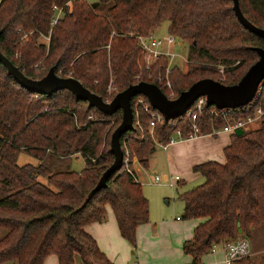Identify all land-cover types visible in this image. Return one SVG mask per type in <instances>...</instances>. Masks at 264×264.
<instances>
[{"label": "trees", "instance_id": "trees-1", "mask_svg": "<svg viewBox=\"0 0 264 264\" xmlns=\"http://www.w3.org/2000/svg\"><path fill=\"white\" fill-rule=\"evenodd\" d=\"M238 1L247 19L264 28V0ZM54 6L61 11L52 25ZM163 21L167 32L188 45V69L177 63L170 73L176 96L205 77L237 82L258 59L255 47L264 48V38L236 17L233 0H0V50L30 78H41L53 67L104 97L111 80L116 92L142 80L156 83L166 59L147 72L140 66L137 36ZM45 36L49 39L41 41ZM211 108L205 106L200 116L202 133L225 124L211 116ZM121 118V109L107 115L68 89L51 96L30 92L0 62V228L5 230L0 264H42L49 254L57 255L59 264H76V256L82 264H114L85 229L103 221L107 207L122 237L136 246L137 227L149 221V201L139 180L122 167L86 202L114 160L110 134ZM149 119L141 114L142 130L134 120L133 130L121 136L132 163L136 157L147 165L156 141L166 142L175 128L190 131L183 114L158 121L153 138ZM223 152L224 162L194 165L203 181L178 193L183 218L199 220L193 238L183 243L193 264H201L214 244L248 237L264 223V118L250 130L230 134ZM21 154L36 161L19 164ZM76 155L84 158L79 171L71 167ZM229 264H264V252L260 262L242 256Z\"/></svg>", "mask_w": 264, "mask_h": 264}, {"label": "water", "instance_id": "water-1", "mask_svg": "<svg viewBox=\"0 0 264 264\" xmlns=\"http://www.w3.org/2000/svg\"><path fill=\"white\" fill-rule=\"evenodd\" d=\"M97 5V2L92 3L93 7ZM233 10L240 23L247 30L264 38V28L247 19L240 8L238 0H233ZM255 50L258 59L233 84H225L219 80L205 77L193 82L175 98H169L156 83L142 80L117 92L110 102H106L102 96L89 90L79 79L72 76L58 75L53 67L43 77L33 79L26 76L1 50L0 62L6 67L8 74L30 92L51 96L58 90L68 89L77 100H85L88 102L89 107H95L107 115H112L119 109L122 110L121 121L110 137V150L114 155V160L103 171L95 186L90 190L86 199L87 202L98 190L107 187L110 176L123 166L124 152L121 145V136L134 128V115L131 106V100L134 96L138 94L146 96L151 106L157 109L166 121L183 115L194 101L201 96L206 97L208 106L215 105L218 108L243 106L252 100L259 83L264 79V48L255 47ZM242 132V129L235 131L236 134ZM238 232L241 233L239 222Z\"/></svg>", "mask_w": 264, "mask_h": 264}, {"label": "crops", "instance_id": "crops-1", "mask_svg": "<svg viewBox=\"0 0 264 264\" xmlns=\"http://www.w3.org/2000/svg\"><path fill=\"white\" fill-rule=\"evenodd\" d=\"M230 143V134L221 133L218 136L203 135L198 138L180 141L170 145L165 150L166 160L175 168V175L179 176L176 182L190 180L193 166L208 160L224 162L223 149ZM133 165V164H132ZM138 179L137 171L134 170ZM167 176V175H165ZM152 180V177L149 179ZM148 182V181H147ZM153 194L154 198L161 199V195ZM149 221L141 224L136 230V246L133 248L122 237L117 226L114 213L107 207L106 217L101 222L85 225V229L97 241L99 248L114 264H193L192 256L183 251V243L193 238L194 230L199 220L178 218H163V212H156L155 218L151 217L149 195ZM158 203V202H157ZM167 204L169 201L167 200ZM184 208V206H183ZM183 212V209H181ZM162 211V210H160ZM247 239L251 252H264V223L251 229L248 237L240 236L238 239ZM225 251L218 248L202 257L201 264H226ZM76 264H82L78 256ZM1 264H16L5 262ZM42 264H59L58 256L49 254Z\"/></svg>", "mask_w": 264, "mask_h": 264}, {"label": "built area", "instance_id": "built-area-1", "mask_svg": "<svg viewBox=\"0 0 264 264\" xmlns=\"http://www.w3.org/2000/svg\"><path fill=\"white\" fill-rule=\"evenodd\" d=\"M86 1L92 2L94 0ZM54 8L58 11L56 13V16L52 19V25L57 22L61 11V9L56 6H54ZM25 37L26 35H24L21 39ZM44 38L46 40L49 39L48 36H45ZM137 41L140 52V66H145V70L147 72H150L151 66L154 63L160 61V59H166V64L163 65V71H160L155 77L156 84L162 90H168V93H166V95L169 98H175L176 95L173 89L170 73L172 71L173 66L177 64L175 61L176 55L173 51L177 38L169 32L159 34L152 30L148 33L138 35ZM219 71L223 73V66L219 67ZM70 74L71 73L68 72L67 76H71ZM140 78L141 73L136 75L137 80ZM116 93L117 92L112 86L111 80L108 84L106 94L103 99L106 102H110ZM131 106L133 109L134 120L136 121V124L139 126L140 130H142L140 123L141 114H146L150 118L147 130L154 138V127L156 123L163 118L162 114L157 109H153V107L151 106L149 101L144 97V95L138 94L134 96L131 100ZM205 106H208L206 102V97L201 96L196 99L194 103L184 113L186 115L188 125L190 126V131L187 134L183 133L181 127L175 128L172 133H170V136L166 142L156 141V143H158V145L164 150H167V148L174 143L192 140L203 135L218 136L221 133L232 134L237 129H242L243 131H246L254 128L264 118V79L259 83L256 93L252 100L243 106L218 108L215 105H210L212 107L210 109L211 116L222 117L225 121V124L220 127L212 126L210 132L202 133L200 128V116ZM237 112H240L241 114H243V116L239 118H228L229 115L236 114ZM73 114L75 115V113ZM89 120H93L92 116H89ZM123 152L124 157L122 167H124L125 171L130 173L135 180H139L132 168L131 152L128 149L123 150ZM178 180V175L162 176L158 173H155L153 175L151 183L166 184L173 186ZM218 248H221L225 251L226 264H229L237 258H240L242 256H249L251 254L249 243L245 238L229 240L220 244H214L210 252H215Z\"/></svg>", "mask_w": 264, "mask_h": 264}, {"label": "rangeland", "instance_id": "rangeland-1", "mask_svg": "<svg viewBox=\"0 0 264 264\" xmlns=\"http://www.w3.org/2000/svg\"><path fill=\"white\" fill-rule=\"evenodd\" d=\"M168 21H163L156 29L153 31L164 34L167 32ZM41 41H46L44 37H41ZM174 54L176 55L175 61L179 64V69L182 71H186L188 69L187 55H188V45L187 43L181 42L177 39L176 44L173 48ZM113 123V121H112ZM115 129V128H114ZM113 129V130H114ZM112 130V132H113ZM111 132V133H112ZM111 135V134H110ZM165 150L156 143L155 152L149 157L147 165H144L138 158H134L132 168L137 171L139 176V181L142 184V190L144 195H149L150 197V206H151V217L155 218V213L163 212V218L166 219H175L176 217L183 218L182 210L183 209V201L178 198V193L184 191L195 184L201 183L203 181V177L196 173L190 177V180H187L185 184L178 186L177 182L173 185L166 184H154L149 180L155 173L160 175H175V168L170 164L168 160H166ZM36 161L35 158L31 156H27L25 154H21L18 163L23 164L27 162L34 163ZM224 161V158H223ZM72 169L79 171L84 167V158L81 155H76L73 158L71 163ZM148 181V182H147ZM161 195V199H157L153 197V194ZM167 200L169 203L167 204ZM158 202V203H157ZM162 210V211H160ZM5 233L3 228H0V237H2ZM235 240V239H232ZM263 252L253 253L249 256L254 257L256 262L262 261Z\"/></svg>", "mask_w": 264, "mask_h": 264}]
</instances>
